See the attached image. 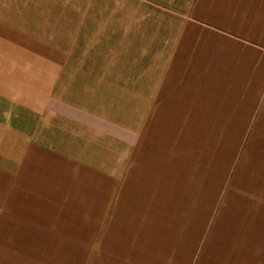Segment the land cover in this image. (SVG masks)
<instances>
[{
    "label": "crops",
    "instance_id": "crops-1",
    "mask_svg": "<svg viewBox=\"0 0 264 264\" xmlns=\"http://www.w3.org/2000/svg\"><path fill=\"white\" fill-rule=\"evenodd\" d=\"M0 264H264V0H0Z\"/></svg>",
    "mask_w": 264,
    "mask_h": 264
},
{
    "label": "rangeland",
    "instance_id": "rangeland-1",
    "mask_svg": "<svg viewBox=\"0 0 264 264\" xmlns=\"http://www.w3.org/2000/svg\"><path fill=\"white\" fill-rule=\"evenodd\" d=\"M6 259L8 258V257H5Z\"/></svg>",
    "mask_w": 264,
    "mask_h": 264
}]
</instances>
